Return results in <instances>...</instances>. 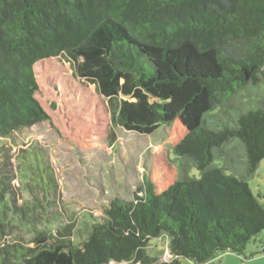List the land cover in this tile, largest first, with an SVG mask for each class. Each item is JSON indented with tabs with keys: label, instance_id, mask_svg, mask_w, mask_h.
<instances>
[{
	"label": "trees",
	"instance_id": "1",
	"mask_svg": "<svg viewBox=\"0 0 264 264\" xmlns=\"http://www.w3.org/2000/svg\"><path fill=\"white\" fill-rule=\"evenodd\" d=\"M263 67L264 0H0V144L55 116L88 149L113 138L111 126L139 134L166 126L173 153L200 171L179 179L161 158L132 198H113L77 243L74 220L53 227L56 215L44 213L37 226L35 206L17 205L3 174L0 237L24 227L33 245L8 241L0 264H155L145 247L161 233L173 259L159 264L242 255L264 230V205L246 181L264 158V109L219 130L203 114L258 81ZM232 136L245 148V178L210 166L213 148Z\"/></svg>",
	"mask_w": 264,
	"mask_h": 264
},
{
	"label": "rangeland",
	"instance_id": "2",
	"mask_svg": "<svg viewBox=\"0 0 264 264\" xmlns=\"http://www.w3.org/2000/svg\"><path fill=\"white\" fill-rule=\"evenodd\" d=\"M64 67L69 69V64L64 63ZM75 82L78 83L77 80ZM82 89L81 92L87 95L94 87L90 84ZM66 96L70 101V95ZM258 108L264 109V75L255 83L248 82L225 104L205 112L203 120L205 126L213 130L224 126L234 128L240 114ZM55 119V123L52 120L39 121L3 139L0 144V176L8 175L7 180L17 190V205L33 203V214L39 213L36 214L37 226L42 224L44 213L56 215L53 227L64 226L74 220L72 238L75 243L85 238L92 222L103 218V211L113 198L130 200L161 158H168L176 165L179 179L200 176V171L190 159L177 156L170 149L166 126L151 134L111 126L114 137L100 136L98 145L88 149L66 137L61 118L55 116ZM212 152L210 166L238 178L246 177V152L237 136L230 137L228 142L213 148ZM50 177L54 183L49 181ZM246 181L253 195L264 205V158ZM32 236L24 227L10 226L8 238L0 237V246L8 241L32 246ZM168 241L164 233L149 239L145 249L150 256L157 258L155 264L169 263L173 259ZM263 245L264 230L246 245L242 255L222 251L202 264H264ZM177 260L178 264H194L184 257ZM107 264L139 263L110 261Z\"/></svg>",
	"mask_w": 264,
	"mask_h": 264
}]
</instances>
